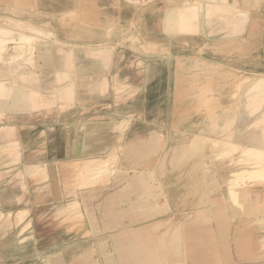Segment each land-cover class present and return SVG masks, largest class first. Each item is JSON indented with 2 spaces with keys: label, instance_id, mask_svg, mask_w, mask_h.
<instances>
[{
  "label": "rangeland",
  "instance_id": "374dc122",
  "mask_svg": "<svg viewBox=\"0 0 264 264\" xmlns=\"http://www.w3.org/2000/svg\"><path fill=\"white\" fill-rule=\"evenodd\" d=\"M29 1L23 7L15 0H0V39L5 41L0 57L13 62L9 65L15 63L14 69H1L0 78H6L12 71L26 70L18 76V82L31 84L44 93L46 110L30 115L5 112L0 115V134L8 126L19 133L20 141L34 143L40 132L48 129L47 136L52 134L49 143L55 129H81L89 125L98 134L110 131L116 147L109 163L111 184L88 192L80 201L68 205L69 214L63 210L64 206L53 203L30 212L21 210L7 218L0 215L3 217L0 264H49L62 255L71 264L146 262L129 242L125 243V256L118 262L114 251L109 259L98 254L96 244L128 237L133 231L152 225L158 227L175 220L185 226L191 223L184 215L175 216V207L148 215L144 214L145 201L139 203L140 208H134L130 200L123 203V208L116 203L128 185L140 189L141 198L161 194L159 181H153L150 171L163 149L165 158L173 160V168L176 166V172L180 171L184 177L187 191L203 189L205 176L216 178L219 185L223 183L212 194L223 196L230 212L227 258L231 264H264V216L238 218L225 187L229 174L246 169L247 164V168L254 165L264 168V163L258 164L252 152H243L247 143L240 138L256 137L264 143V24L261 23L264 10L250 11L255 26L246 39L221 43L190 39L195 33L205 37L204 33L209 32L210 26L204 21L210 10L204 14L202 0H187V5L196 2L198 6L186 33L182 29L167 33L162 22L158 28L157 19L149 24L153 13L162 15L158 16L159 21L167 18L165 2L172 5L169 0H130L135 4L126 11L120 9L119 0H94L96 22L80 19L75 10L76 0ZM173 1L181 5L183 0ZM239 13L248 15L244 10ZM157 28L160 32L155 33ZM55 70L60 71L55 73ZM40 76L44 77L42 84L46 88H39ZM189 136L192 140L202 138L195 151L190 147ZM237 138L241 140L236 147L226 142L238 141ZM124 146L128 155L123 153ZM130 150L132 153L139 150L142 157L135 161ZM262 154L259 160L264 159ZM183 156L184 161L179 162L178 158ZM162 187L167 188V183ZM253 187L264 196V182ZM164 204V198H158V205ZM87 213L109 227L103 226L104 232L95 235L87 224ZM210 227L215 229L214 224ZM245 231L252 235L253 249L259 258L250 260L240 255L236 239ZM193 232L200 234V228L196 226ZM222 251L217 246L199 252L188 263L178 260L175 264H225Z\"/></svg>",
  "mask_w": 264,
  "mask_h": 264
},
{
  "label": "crops",
  "instance_id": "0c3cea01",
  "mask_svg": "<svg viewBox=\"0 0 264 264\" xmlns=\"http://www.w3.org/2000/svg\"><path fill=\"white\" fill-rule=\"evenodd\" d=\"M76 1L75 10L79 2L78 0ZM119 1L121 2L120 9L122 11L131 9L124 1ZM219 1L204 0L202 3L204 14L210 10L205 15L204 21L210 26L208 27L209 32L204 33L205 37H201L203 34L195 33L190 39H207L221 43L246 39V35L250 34V30L253 29L251 27L255 26L254 17L250 16V11L257 8L264 10V0ZM165 4V12H167L170 4L169 2H165ZM95 10V4L91 5L89 12L94 17L92 18L93 22H96L97 13ZM241 10L248 12V15L239 13ZM158 16L161 17L162 15L153 13L149 24L157 19L158 28L162 22L164 30L170 33L164 26L166 16L162 17L160 21ZM261 23L264 24V21L262 20ZM212 25H217L218 27L215 29ZM158 28L155 33L160 32ZM182 33L186 32L182 30ZM39 61L40 68H42L44 65L41 59ZM14 65L15 63L13 65L0 64V70L8 71L11 68L14 69ZM59 71L55 70V73ZM14 72L12 71V74L7 75L4 79L0 78V115L5 112L30 115L46 110V95L36 90L31 84H20L18 82V76L25 74V70L24 72L20 71L22 73L19 71V73ZM42 78L44 79L43 76H40L41 85L39 88H46L45 84H42ZM56 100L54 98V103H57ZM6 128L7 130L0 134V215L11 216L13 214L14 216L21 210L30 212L37 207L43 208L53 203L62 205L64 201L81 199L88 192L111 184L112 177L109 163L111 162V155L114 152L113 148L116 147V143L112 140L113 135L110 131H103L98 134L95 133V128H91L89 125L81 129L74 128L72 130L58 128L55 129L56 134L53 135V140L48 143V137L52 136V134L50 133L47 136L48 129H44L40 132L37 141L26 143L20 141L19 133L15 132L14 128L11 130L8 126ZM43 133H45V137H43ZM134 141L138 143L137 140ZM116 179H119V177ZM202 181L204 183V180ZM131 186L128 185L127 189L121 193L118 201H116V203L122 205L120 206L122 208L123 203L127 204L129 200L131 202L134 201L135 207V203L141 198L138 196L139 190L136 187L133 188V186L132 189L134 191L132 190L128 193H134L133 197L126 196ZM202 188L204 187L202 186ZM205 192L206 199L211 202L207 189H205ZM261 195L263 196V192H261ZM194 223L191 221L187 228H193ZM103 224L104 222L101 223V220L96 219V225L101 231L104 229ZM210 224H214L215 229L211 228ZM105 225L108 228V224ZM196 225L198 228L200 227V234L198 235L201 242L198 246L199 248L196 247L197 249H195L190 259L195 258L199 252L212 250L220 246L223 250L221 255L225 264H231V261L227 258L230 249L228 244L230 241L229 229L231 223L229 225H220L217 218L213 216L211 223L206 220H200ZM246 235L248 236L246 237ZM249 236L250 234L246 231L241 233L237 237L236 243L240 255L247 256L252 260L259 258V256L250 252Z\"/></svg>",
  "mask_w": 264,
  "mask_h": 264
},
{
  "label": "bare ground",
  "instance_id": "6f19581e",
  "mask_svg": "<svg viewBox=\"0 0 264 264\" xmlns=\"http://www.w3.org/2000/svg\"><path fill=\"white\" fill-rule=\"evenodd\" d=\"M78 1H79L78 7L76 8V11L78 12V15H80L79 16L80 19L83 21L91 22L92 18H94V17H92V14L89 12V8L91 7V5L95 4L94 0H78ZM122 1H124V3L129 7H131L133 4H135L134 2H132L130 0H122ZM169 1L172 5H170L169 8H167V11H168L167 15L168 16H167V20H165V23H164L165 28L170 33H173L174 31H179V29H182L184 32L190 30L191 24L193 23V21H192V18L194 17L193 13H194L195 8L198 6V3L195 2V3H191L190 5H187V0H183L181 2L182 3L181 5H178V4L176 5L173 0H169ZM213 1H216V0H213ZM29 2H30L29 0H15V3H17L18 5H22V6L24 4L26 6V4ZM202 2H204V0H202ZM217 2H220V1L217 0ZM15 22H17V21H15ZM0 33H2V31H0ZM2 39H0V52L5 49L4 48L5 41H3ZM55 39H56V37H55ZM43 56H44V59L47 58L46 54H44ZM0 63L5 64V65H9V64H12L13 62H6V61H4V59L2 57H0ZM194 136H196V135H194ZM189 138H190V140H192V138L190 136H189ZM240 138L244 139L247 143L246 145H244L245 146L244 148L242 147L243 152H245V153L246 152L247 153L252 152L253 154L252 153L251 154L254 157L255 161L257 160L256 162H258V164L260 162L263 164L264 159H262V160H259V159H260V157H263L262 153L264 152V149H263L264 143L262 144L258 140V138H256V137L243 136ZM240 138L239 139L237 138L238 141H234V140L230 139L229 141L226 140V142L228 144H230L233 148V146L236 147V145L240 144V140H241ZM200 140H202L201 137H197L196 139L194 137L193 140L191 141L190 147L193 151H195L197 149L198 145L200 144V142H199ZM154 145H156V144L154 143ZM229 148H231V147H229ZM113 149H115V148H113ZM121 150H122V148H121ZM125 150L126 149L124 146V151H123L124 154L127 153V150L126 151ZM164 150L165 149H163L162 151H160V153H158V155L156 156V159L154 160V164L155 163L156 164H155V166H154V164L152 165L153 169L151 168V171H150L151 176H153L152 179H154L155 182L159 181V182H157L159 185L158 188L160 189L158 191H160L161 194L160 195L158 194L159 196H156L155 194H151V195H148V196L143 197V198H139V199L137 198L139 201H137V203H135V207L140 208L141 206L139 205V203L142 201H145L146 204L144 205V210H145L144 214H148V215L154 214V213L156 214L160 210L167 211L168 209L175 207L176 212H173V214L175 216L177 215L179 217L184 215L185 217L189 218L190 221L195 222L193 228H190V227L187 228V226H185L182 223H178L175 220V221H173V223L171 222L173 225H171V223L170 224L162 223L163 225L158 226V227H154L152 225L147 229L135 230V231H133V233L131 235H128V237L121 236V237L113 238L111 242L109 241V243L97 242V244H96V250L97 251L96 252L98 254L103 255V257H105L106 259H109V256L114 251L116 260L118 262L119 259H121L125 256V249H126L125 243L129 242L130 247L131 248L134 247L135 250L139 254L140 253L142 254L144 260H146V262L141 261L140 263H136V264H175L178 260H182L183 262L187 263L189 261V259L191 258V256L193 255V252L195 251V249H197L196 247H198L200 242H201L199 235L196 234L195 232H193V229L197 226L196 224H198V222L200 220H206L208 223H211L212 217L214 216L215 218H217L218 223L220 225H229L231 223V217L229 215L230 212L228 213V208L225 205L224 197L223 196H220V197L213 196L214 193L212 194V192H218L220 190V188L222 187L223 183H220V185H219L216 178L214 179L212 177L210 178V177L205 176L203 179L204 180V183H203L204 188H203V190L201 189L202 191L199 190V191L194 192V189L192 190L190 187H188V188H190L191 190L187 191L184 188V183H185L183 181L184 177L180 175V171L176 172V170L174 169L176 166L173 168V164H174L173 160H171L170 158L169 159L165 158L166 155L164 156V154L166 151H164ZM228 150H230V149H228ZM228 150H227V152L229 153ZM110 153H111V150H110ZM146 153H148V152H146ZM230 153H233L232 150ZM129 154H132L135 157V161L139 160L142 157V156L138 155V154H140L139 150H135L133 153H132V150H130ZM126 155H128V154H126ZM246 155H249V154H246ZM178 159H179V162H183L185 157L184 156L179 157ZM214 159H217V157ZM151 161H153V159ZM144 162L145 161H143L141 163H144ZM113 164H114V162H113ZM178 165H179V163H178ZM247 166H248V164H247ZM247 166L245 167L246 169L242 168L243 170H241V171L233 172V174H229V175H231L230 178L225 181V187L227 189V193L229 194V197L231 198V200L233 202V206H232L233 211L236 213V216H238V218H241V219H246L249 217L250 218H256V217L264 216V196L261 195V192L259 189H256L255 187H253L257 183L264 182V168L263 167H255L256 165H254L253 168H250V167L247 168ZM110 172H111V170H110ZM117 172H118V170H117ZM111 180H112V178H111ZM222 182H223V180H222ZM163 183H167L168 187L163 188L162 187ZM205 189H207V194H209L211 197V202H209L206 199ZM132 190H133L132 187H131V189H128L127 194L130 193ZM191 191H193V192H191ZM6 198H4V199H6ZM158 198H164V200H165L164 206L161 207L160 205H158ZM77 200L80 201V199H77ZM77 200L72 199L69 201H64L62 203L61 206H64L63 210L65 211L66 214H69L68 205L72 204L74 201H77ZM78 204H80V203H78ZM78 204L75 206L78 207ZM229 204H230V201H229ZM104 209H106V208H104ZM84 213H85V211H84ZM141 215H142V213H141ZM7 217H8V215H6V216L4 215V218H7ZM86 217H87V219H86L87 224L90 226V228L92 229V231L95 235H97L98 233L104 232L103 230L101 231L98 229V227L96 225V219L94 216H92V215L90 216L87 213ZM2 218H0V220ZM166 221H168V220H166ZM118 228H120V227H118ZM122 228H124V226H122ZM205 233H208V232H205ZM227 233L229 234V232H227ZM247 236L248 235H246V237ZM51 244H53V243H51ZM253 244H254L253 243V237L250 234V247H251L250 252H252V254L259 256L258 254L255 253V251L253 249ZM248 247H249V245H248ZM69 249H71V248H69ZM67 251H68V249H67ZM88 261H87V263H88ZM117 262H115V263H117ZM49 264H71V263L64 255H62V256H58L55 259L51 260ZM91 264H93V263H91Z\"/></svg>",
  "mask_w": 264,
  "mask_h": 264
}]
</instances>
